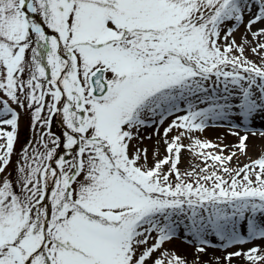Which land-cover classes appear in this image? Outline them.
<instances>
[{"label": "snow or ice", "instance_id": "1", "mask_svg": "<svg viewBox=\"0 0 264 264\" xmlns=\"http://www.w3.org/2000/svg\"><path fill=\"white\" fill-rule=\"evenodd\" d=\"M257 117L264 0H0V264H264Z\"/></svg>", "mask_w": 264, "mask_h": 264}, {"label": "rangeland", "instance_id": "2", "mask_svg": "<svg viewBox=\"0 0 264 264\" xmlns=\"http://www.w3.org/2000/svg\"><path fill=\"white\" fill-rule=\"evenodd\" d=\"M237 39H239L238 35H237ZM261 125L264 126V119L257 117L254 120L252 127L255 129H263V127H259ZM217 127L218 126L209 127L208 129L205 130V132L203 133V136H206L207 138L212 139V140H219V138H221V135L220 134H218V135L213 134L214 128H217ZM218 128H226V127L219 126ZM147 131L151 132L152 129L149 128V129H147ZM241 134H243L242 130H241ZM29 135H30L29 116L26 114H22L21 120H20V138H19V141L17 142L16 147L19 148L21 142H23ZM220 142L224 143L223 141H220ZM148 143L152 144V143H154V140L148 141ZM248 146L249 147H248L247 157L255 158L257 156V154L259 153V151L261 150V147L264 146V142L259 141V142H256V144H249L248 143ZM161 151H163V146H161ZM247 157L244 155H241L239 157L240 163L246 162ZM190 159H191V157H190L189 153L187 151H185L183 153V163L181 164V167L182 168L186 167L188 162L190 161ZM233 163H235V160L233 161ZM181 243L185 244V242L182 240H173V242L169 246L172 248H175L181 255H184L183 251H181V246H180ZM192 253H193V250H190L189 255H188L189 259H191Z\"/></svg>", "mask_w": 264, "mask_h": 264}, {"label": "bare ground", "instance_id": "3", "mask_svg": "<svg viewBox=\"0 0 264 264\" xmlns=\"http://www.w3.org/2000/svg\"><path fill=\"white\" fill-rule=\"evenodd\" d=\"M238 36H240V33H237ZM259 127H263L264 129V126H259ZM213 134L215 135H218L220 134L221 137H223L222 141L225 143V144H229V145H233L236 143L238 137L234 134H232L231 132H229L226 128H214L213 130ZM264 142V136L262 135H259V134H255V133H251L249 135V138H248V143L249 144H256V142ZM257 243H259L260 241H256ZM181 246V251H183L184 255H189V251L190 250H193V246H191L190 244H180ZM213 252H215V254L217 255H220L221 254V250L218 249V248H209L208 250V253L205 254V258H208L209 255H211ZM189 257V256H188Z\"/></svg>", "mask_w": 264, "mask_h": 264}]
</instances>
